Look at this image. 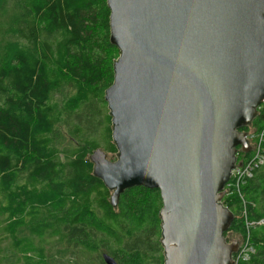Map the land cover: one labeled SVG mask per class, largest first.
Returning a JSON list of instances; mask_svg holds the SVG:
<instances>
[{
    "label": "trees",
    "instance_id": "obj_1",
    "mask_svg": "<svg viewBox=\"0 0 264 264\" xmlns=\"http://www.w3.org/2000/svg\"><path fill=\"white\" fill-rule=\"evenodd\" d=\"M119 54L107 0H0V264H164L160 190L126 189L114 207L89 159L118 152L105 91ZM263 129L264 102L241 131ZM222 202L226 237L255 247L239 264H264V165Z\"/></svg>",
    "mask_w": 264,
    "mask_h": 264
},
{
    "label": "water",
    "instance_id": "obj_2",
    "mask_svg": "<svg viewBox=\"0 0 264 264\" xmlns=\"http://www.w3.org/2000/svg\"><path fill=\"white\" fill-rule=\"evenodd\" d=\"M120 54L105 91L115 159H89L119 204L158 188L164 264H234L222 202L264 102V0H107ZM107 264L117 260L103 254Z\"/></svg>",
    "mask_w": 264,
    "mask_h": 264
},
{
    "label": "built area",
    "instance_id": "obj_3",
    "mask_svg": "<svg viewBox=\"0 0 264 264\" xmlns=\"http://www.w3.org/2000/svg\"><path fill=\"white\" fill-rule=\"evenodd\" d=\"M247 138L251 145H253L251 152H253L254 155L243 162H237L231 172L230 180L225 186V193L228 192V188L230 187L240 186L247 178L253 176L258 167L264 165V129L262 131H248ZM262 222H264V220L259 223ZM247 224L250 226L254 223L247 222ZM240 240L239 250L233 255L234 264H239L240 261L249 259L251 254L255 252V247L249 235L241 237Z\"/></svg>",
    "mask_w": 264,
    "mask_h": 264
},
{
    "label": "rangeland",
    "instance_id": "obj_4",
    "mask_svg": "<svg viewBox=\"0 0 264 264\" xmlns=\"http://www.w3.org/2000/svg\"><path fill=\"white\" fill-rule=\"evenodd\" d=\"M69 91H70V88L69 87H64L60 92H59V94L57 95V98H58V101H60V97L61 96H63V95H67L68 93H69ZM109 109V108H108ZM63 133V135L65 136V138H63V142H64V144H66V143H68V135L66 134V133H64V132H62ZM61 141H62V139H60ZM239 154V153H238ZM115 157H116V154L115 155H113V154H109V158L110 159H115ZM160 212V211H159ZM233 238H235V239H237V237H233ZM103 256V255H102Z\"/></svg>",
    "mask_w": 264,
    "mask_h": 264
}]
</instances>
